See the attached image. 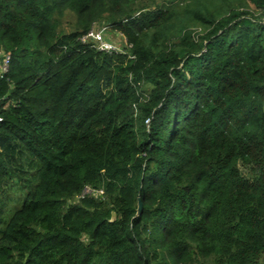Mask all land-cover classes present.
I'll return each instance as SVG.
<instances>
[{"label":"trees","instance_id":"16d2710c","mask_svg":"<svg viewBox=\"0 0 264 264\" xmlns=\"http://www.w3.org/2000/svg\"><path fill=\"white\" fill-rule=\"evenodd\" d=\"M263 16L264 0H0V264H263ZM99 21L131 58L79 40Z\"/></svg>","mask_w":264,"mask_h":264},{"label":"rangeland","instance_id":"374dc122","mask_svg":"<svg viewBox=\"0 0 264 264\" xmlns=\"http://www.w3.org/2000/svg\"><path fill=\"white\" fill-rule=\"evenodd\" d=\"M142 2H147V0H142ZM153 7H154V4H151L150 8H153ZM249 8L252 9L251 6H249ZM59 24H60L59 25V31L60 32H63V33L71 32V31L75 30V28H76V18H75L73 13L65 12L63 14V16H61L59 18ZM91 29L99 31L100 36H101L103 41L116 46L118 49H120L123 52L122 54L127 53V56L129 58H131V56L127 52V48L125 46V40L118 33L113 31L112 29H110L106 22H104V21L95 22L92 25ZM189 31L191 32L192 36H196V35L202 33V30H201L200 27H192V28H190ZM1 54H2V51H0V56H2ZM126 63H127V60L125 59L124 65ZM1 69H2V62L0 61V71H1ZM149 88L150 87L147 85L146 86V90H148ZM22 161L23 160L19 161L20 164L22 163ZM15 165H18V164L15 163ZM23 165L28 167V164L26 162ZM239 168H240L241 174L244 177L250 178L252 173L249 170V168H246V167H243V166H240ZM74 202H78L77 198H75L73 200H68L67 201V205H70V204H72ZM262 263L264 264V258H263Z\"/></svg>","mask_w":264,"mask_h":264},{"label":"built area","instance_id":"2783aa9c","mask_svg":"<svg viewBox=\"0 0 264 264\" xmlns=\"http://www.w3.org/2000/svg\"><path fill=\"white\" fill-rule=\"evenodd\" d=\"M264 21V16H263V19ZM82 43H85V42H89V41H94L96 44H95V47L100 50V51H105L107 53H112V52H115V53H123L120 49H118L116 46L110 44V43H107L105 41L102 40L101 36H100V33L99 31H96V30H90L86 35L80 37L79 39ZM125 46L127 47V44H126V41H125ZM130 47V46H128ZM8 59H9V56L6 55L2 61V69L1 71L5 70L7 64H8ZM82 194H89V195H92V196H99V195H102L103 194V190H93L91 189L90 187L86 186L83 191H82Z\"/></svg>","mask_w":264,"mask_h":264},{"label":"water","instance_id":"95a60500","mask_svg":"<svg viewBox=\"0 0 264 264\" xmlns=\"http://www.w3.org/2000/svg\"><path fill=\"white\" fill-rule=\"evenodd\" d=\"M141 210V203L140 201L138 200V209H137V213H139ZM115 219V214L112 213V217H111V220L110 221H113Z\"/></svg>","mask_w":264,"mask_h":264}]
</instances>
